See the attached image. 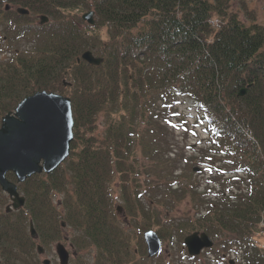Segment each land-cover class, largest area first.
Segmentation results:
<instances>
[{
    "label": "trees",
    "instance_id": "trees-1",
    "mask_svg": "<svg viewBox=\"0 0 264 264\" xmlns=\"http://www.w3.org/2000/svg\"><path fill=\"white\" fill-rule=\"evenodd\" d=\"M232 3L0 0V119L41 90L69 97L74 118L68 158L54 171L19 183L24 206L8 211L4 199L9 197L0 187V264H41L36 245L47 249L60 239L62 222L75 231L71 240L78 249L96 246L97 264L126 262L133 234L129 226L144 231L139 216L144 222L156 214L143 200L151 185L159 187L152 177L187 179L185 188L175 180L171 190L191 198L194 214L174 223V237L183 242L187 234L206 231L224 237L220 250L241 251V264H264L259 239L264 215V22H258L245 0L240 10L247 20H241ZM17 7L29 14H19ZM88 11H94V24L83 19ZM41 15L49 21L37 23L35 17ZM213 17L221 26H213ZM88 50L103 61L94 65L84 60ZM178 95L202 104L207 138L201 151L225 173L215 172L212 181L218 190L198 191L200 179L189 164L185 169L175 165L168 129L174 130L177 122L189 128L188 118L179 113ZM7 176L17 181L13 172ZM117 177L119 200L111 191ZM58 193L62 199L57 206ZM119 203L122 216L116 212ZM119 217L124 228L116 223ZM30 221L37 238L31 236ZM158 233L165 238L162 228Z\"/></svg>",
    "mask_w": 264,
    "mask_h": 264
},
{
    "label": "rangeland",
    "instance_id": "rangeland-1",
    "mask_svg": "<svg viewBox=\"0 0 264 264\" xmlns=\"http://www.w3.org/2000/svg\"><path fill=\"white\" fill-rule=\"evenodd\" d=\"M241 1L244 0H232V8L234 11H237L239 13V17L241 20L246 21V13L243 10H240ZM245 1H247L250 10L253 12L252 14L255 15L258 22H264V0ZM35 18V21L37 23H40V17L37 16ZM177 106L179 113L188 118L189 128L187 131L183 129L184 124H182V122H177L173 125L174 130L168 129L170 133L167 135V139L168 141H173V143H175V145L172 147L176 150V152L172 154L176 159L175 165H177V167L179 168L185 169L188 168L189 164L193 173H195L200 179L197 183V190L204 191V189L206 188V192L211 191L213 188H215L216 185H213L211 183L209 187H206L207 182L214 180V178L216 177V173L218 175H220L221 173H225L222 168L217 169L219 167V164L212 161L208 153L203 152L204 154H202L201 147L206 145V131L202 125L203 122L200 119V105L197 101L184 97L183 95H178ZM104 131V117L100 116V119L98 121V134L102 135ZM166 150L168 152L171 151L169 150V148H166ZM167 154L164 153L166 157ZM190 158H192L193 160H190ZM207 163L209 165H207ZM212 170L214 171V173H211ZM187 171L188 170H186L185 173ZM209 174L212 176H209ZM167 178L152 177V183L159 182V187H157V185L154 186L153 184L151 185V191L148 194L146 193L145 195H143L145 207L151 208V206H154L156 208V214L153 213L154 218H147L144 222L142 215L138 218V220L142 222L140 225H142L143 230H146V227L149 225L155 226V229L157 231L158 228H162L164 230L165 238L162 241L163 249L161 253L149 260L148 254H145L147 253V250L146 252H144L143 250L145 246L144 240L142 238L143 231L138 226L134 228L131 225L129 226V231L133 234L131 240L129 239V241H131L129 247V256H131V258H134L138 262H146V264H228V258L234 259L235 261H237V263L238 261L240 262V259H242V255L235 251V249H233L232 252L228 254L229 257L227 258V260H223V262L219 261L217 253H219V255L225 253V251H219L220 247L217 244H220L221 241H224V237H221L219 239V236H212L214 243L216 244L215 246H213L212 250H205L196 259H191L186 256V253L184 252V243L180 241L177 235H175L176 237H174L173 234L175 233H173L172 226L178 220L185 219V217L187 219L189 218V216H192L194 214V207L190 197L186 195H180L179 193L171 190V188H175V180L178 181V183L176 184H179V187L185 188L184 185H186L187 183L186 177H180L179 179H176L175 177ZM145 179L146 178H142L143 181ZM116 185H118V183H116ZM112 189H114L113 195L118 197L117 195L119 193V188H117L116 186ZM61 199V193L54 195V202L55 204H57V206L61 202ZM4 201L6 202V207L11 204L10 198L8 200L4 199ZM150 201L154 203H150ZM118 222H120V226L124 228V225L122 224V217H119V220L116 219L117 224ZM74 233L75 231L70 226L63 228L61 232V238L52 241V243L47 247L46 252L40 255L39 259L41 261V264L42 260H44L45 258H51V260H53L54 262L55 259L58 260V256L55 250L58 241L63 242L65 246L70 250V252H76V257H78V260H80L81 262H84L85 264H97L96 257L99 250H97L93 245L87 248L78 249L71 240ZM259 236L261 245L264 248V232H262L261 229ZM131 258L127 261V263L131 261ZM106 264L111 263L110 261H107Z\"/></svg>",
    "mask_w": 264,
    "mask_h": 264
},
{
    "label": "water",
    "instance_id": "water-1",
    "mask_svg": "<svg viewBox=\"0 0 264 264\" xmlns=\"http://www.w3.org/2000/svg\"><path fill=\"white\" fill-rule=\"evenodd\" d=\"M9 7L7 6L6 9ZM20 14L29 10L17 8ZM93 11L83 15L89 24H94ZM49 17L40 16V23H46ZM82 58L90 64L99 65L103 58L96 57L92 51L83 53ZM246 89L240 91L243 95ZM74 118L72 102L57 92L37 91L23 98L13 111L4 115L0 124V186L12 199V208L18 209L25 203L20 195L18 184L36 173H50L70 154L74 139ZM12 171L17 182L10 181L7 173ZM8 209H11L9 207ZM118 207V211H120ZM31 234L36 231L31 224ZM149 256L158 254L162 247L159 234L149 229L144 233ZM184 243L190 255H198L204 248H210L213 241L205 232H193L187 235ZM43 252L42 246H38ZM60 264H68L69 252L62 243L56 245ZM44 264H50L44 259Z\"/></svg>",
    "mask_w": 264,
    "mask_h": 264
},
{
    "label": "flooded vegetation",
    "instance_id": "flooded-vegetation-1",
    "mask_svg": "<svg viewBox=\"0 0 264 264\" xmlns=\"http://www.w3.org/2000/svg\"><path fill=\"white\" fill-rule=\"evenodd\" d=\"M119 181V180H118ZM215 245V244H214ZM213 245V246H214ZM145 249L147 248L146 247V244H145ZM95 248H96V246H95ZM70 251V250H69ZM46 252V248H45V251H44V253ZM39 255V257H40V254H38ZM223 255V259L224 260H227V257H228V255L227 254H225V253H223L222 254ZM151 258H153V257H149L148 256V259L150 260ZM130 258H126V262H124V263H122L121 261H119L117 264H146V262H138V261H136L134 258H131V261H130V263L128 262L127 263V261L129 260ZM49 260H50V264H56V263H58V264H60L59 263V259L57 260V259H55V262L53 261V260H51V258H49ZM220 261V260H219ZM221 262V261H220ZM79 263H81V261L80 260H78V257H76V252H70V259H69V264H79ZM111 263V262H110ZM42 264H43V262H42Z\"/></svg>",
    "mask_w": 264,
    "mask_h": 264
},
{
    "label": "bare ground",
    "instance_id": "bare-ground-1",
    "mask_svg": "<svg viewBox=\"0 0 264 264\" xmlns=\"http://www.w3.org/2000/svg\"><path fill=\"white\" fill-rule=\"evenodd\" d=\"M7 6L10 8L9 5H7ZM7 6H6V7H7ZM9 8H8V9H9ZM17 8H23V7H17ZM17 8H16V11H17ZM24 9H26V8H24ZM27 10H28V9H27ZM17 12H18V11H17ZM18 13H19V12H18ZM19 14H20V13H19ZM28 14H29V13H28ZM21 15H25V14H21Z\"/></svg>",
    "mask_w": 264,
    "mask_h": 264
}]
</instances>
